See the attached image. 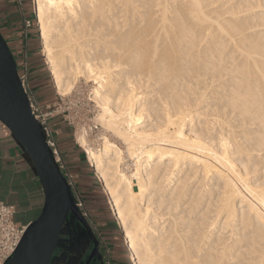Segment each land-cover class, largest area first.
Segmentation results:
<instances>
[{"label": "bare ground", "instance_id": "obj_1", "mask_svg": "<svg viewBox=\"0 0 264 264\" xmlns=\"http://www.w3.org/2000/svg\"><path fill=\"white\" fill-rule=\"evenodd\" d=\"M35 2L57 91L93 81L124 145L79 138L132 264H264V0Z\"/></svg>", "mask_w": 264, "mask_h": 264}, {"label": "water", "instance_id": "obj_2", "mask_svg": "<svg viewBox=\"0 0 264 264\" xmlns=\"http://www.w3.org/2000/svg\"><path fill=\"white\" fill-rule=\"evenodd\" d=\"M0 122L25 150L45 195L41 213L27 225L7 264H54L63 254V264H91L95 257L103 262L101 241L76 204L71 184L32 111L17 62L1 33ZM62 248H66L65 253ZM57 250L61 252L58 256Z\"/></svg>", "mask_w": 264, "mask_h": 264}, {"label": "crops", "instance_id": "obj_3", "mask_svg": "<svg viewBox=\"0 0 264 264\" xmlns=\"http://www.w3.org/2000/svg\"><path fill=\"white\" fill-rule=\"evenodd\" d=\"M25 7V0H0V33L19 61L20 68L22 63L26 62L33 93L41 107L47 110L56 102L58 96L52 87L40 53V39L36 27L35 29L24 27V21L29 19ZM49 122L66 163L65 172L76 177L74 180L78 183L80 193L86 192V188L84 189L82 185L91 188L92 191L99 188L98 183L85 171L86 168L81 163L80 151L73 142L67 124L61 117H53ZM0 200L14 205L15 221L26 226L39 216L45 202L40 179L30 159L2 122H0ZM88 220L97 227L98 236L104 241L100 244V251L104 256L103 262L106 255H109L111 264H132L128 257L126 240L116 219L107 212H100L98 215H93V218L90 216ZM106 249H109V254L106 253ZM61 252L65 253L66 248H62ZM61 252L57 250L56 255ZM64 258L65 254L58 257L54 264H63ZM91 264H101V262L95 257Z\"/></svg>", "mask_w": 264, "mask_h": 264}, {"label": "rangeland", "instance_id": "obj_4", "mask_svg": "<svg viewBox=\"0 0 264 264\" xmlns=\"http://www.w3.org/2000/svg\"><path fill=\"white\" fill-rule=\"evenodd\" d=\"M31 2H32V0H25V4H26L25 9L28 13L27 14L28 17L35 21V15L30 12L33 10V9H31V7H29ZM38 33H39V37H40V53L42 55V58H43L45 65H46L47 71L49 73V78L51 80L52 87H53L55 93L57 95H59L58 99L55 102L56 104H53L50 108L45 110V111L49 112L48 121H50V119L53 117H61L62 120L67 124V127H68L67 129L69 130V133H71V137L73 139V142L76 145L80 146L83 150L85 149L84 152L86 155V159L89 161L90 165L92 166V169L94 170L93 174L97 177V179L99 181L98 185L104 191V193L108 199L110 209H112V206L109 202L108 194L106 193V190H105V185H104L103 181L99 178L97 170L93 167L92 162L89 159L88 151H87L85 146L81 145L79 138H80L81 133L84 130H86L87 131L86 132V138H87V141H88L90 146L92 145L96 148H101V146L103 145V138L106 135H108L112 141L116 142L122 149L125 150L124 145H122L123 143L121 141H119L117 138H115L113 135H111V133H108V131L104 128L102 123L98 120L100 107L98 106L96 101L92 100V98H91L93 96V90H94V85H95V83L93 81L86 80L84 77L80 78L77 81V84L75 85V87L72 89V91L70 93L66 94L65 96H62L57 91L54 80H53V76H52L50 66L47 62L48 60H47L46 55L43 51V43H42V39H41V35H40V30H38ZM15 60L17 62V66L20 68L19 61L16 58H15ZM63 162H64V164H66L64 159H63ZM128 165H129V168L132 169L133 161L130 160ZM65 167H66V165H65ZM75 178L76 177L73 175L74 186H73L72 190H73L74 194L78 195V193H80V191L77 188L78 183H76V181L74 180ZM113 212H114V210H113ZM88 215H89V213H88ZM85 217L88 219L90 217V215L89 216L86 215ZM114 217H115V215H114ZM115 219H116L118 225H120L121 230L123 232V228L120 224L119 219L116 217H115ZM89 223L92 224L91 222H89ZM123 237H124V235H123ZM124 239H125V237H124ZM126 243H127V241H126ZM109 244L112 245V243H109ZM128 253H129V248H128Z\"/></svg>", "mask_w": 264, "mask_h": 264}, {"label": "built area", "instance_id": "obj_5", "mask_svg": "<svg viewBox=\"0 0 264 264\" xmlns=\"http://www.w3.org/2000/svg\"><path fill=\"white\" fill-rule=\"evenodd\" d=\"M21 1V0H19ZM31 9L32 13L35 15V21L32 19H26L24 21V27L26 29L33 27L34 23L37 25V29L39 30V24H38V14L36 9V2L35 0H32L31 2ZM19 76L22 81V84L29 96V100L31 102V107L34 115L37 117V119L40 120L41 124L43 125V129L46 133L47 140L49 145L53 149V153L58 161V163L61 166V169L64 171L66 170L65 164L62 159L61 150L57 144V141L54 138L53 129L48 121V115L49 112L45 111L39 102L37 101L33 90L31 88V85L29 83L28 79V72H27V65L26 62L22 63V66L19 71ZM56 104V103H54ZM85 150V149H84ZM87 152V151H86ZM66 177L71 184V187L73 189L74 181H73V175L71 173H68L66 171ZM76 204L82 211L84 216H89L87 211V206L85 204V201L81 197V195L78 193V195L74 194ZM112 210V209H111ZM15 213L16 209L15 206L9 203H6L2 200H0V264H7L10 258L13 256L14 252L16 251L25 231H26V225H20L15 221ZM112 214L114 216V212L112 210ZM95 233L98 236V230L97 227L94 224H91ZM99 238V236H98ZM100 239V238H99ZM101 242H104L100 239ZM127 246V243H126ZM106 253L109 254V249H106ZM103 264H111L109 255H106L104 258Z\"/></svg>", "mask_w": 264, "mask_h": 264}, {"label": "trees", "instance_id": "obj_6", "mask_svg": "<svg viewBox=\"0 0 264 264\" xmlns=\"http://www.w3.org/2000/svg\"><path fill=\"white\" fill-rule=\"evenodd\" d=\"M34 27H36L37 34H38V37H39L37 25H35V23L33 25V28ZM39 39H40V37H39ZM18 70L20 71L19 67H18ZM57 96L59 97V95H57ZM76 146H77V148L80 151L81 163H83V165L85 166V168H86L85 171H87L88 175H90L92 177V179L96 183H98L99 181H98L97 177L93 174L94 170L92 169V166L90 165L89 161L86 159V155H85L84 150L80 146H78V145H76ZM62 171L66 175V172L63 169H62ZM82 187L84 189L86 188V192L83 191V192H85L84 194L83 193H79V194L81 195V197L85 201V204L87 206V211H88L89 215L92 218H93V215L94 216L98 215L100 212H107V213L110 214L111 217H113L115 219V217L113 216L112 211L110 209V206H109V203H108V199H107L104 191L100 188L99 185H98L99 188H95L94 191H92L91 188L89 189V187H87V186L85 187V185H82ZM127 250H128V248H127ZM128 257H129V260L131 261L129 253H128ZM131 263H132V261H131Z\"/></svg>", "mask_w": 264, "mask_h": 264}, {"label": "flooded vegetation", "instance_id": "obj_7", "mask_svg": "<svg viewBox=\"0 0 264 264\" xmlns=\"http://www.w3.org/2000/svg\"><path fill=\"white\" fill-rule=\"evenodd\" d=\"M102 257H104V256H103V254H102ZM100 262H101V264H103V262H102V261H100Z\"/></svg>", "mask_w": 264, "mask_h": 264}]
</instances>
